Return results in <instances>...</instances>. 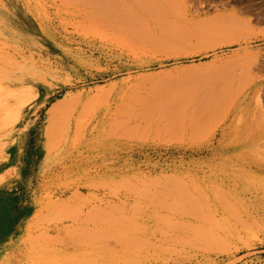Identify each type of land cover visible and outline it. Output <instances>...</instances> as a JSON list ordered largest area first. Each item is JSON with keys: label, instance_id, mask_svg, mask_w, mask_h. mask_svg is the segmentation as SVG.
Masks as SVG:
<instances>
[{"label": "rangeland", "instance_id": "374dc122", "mask_svg": "<svg viewBox=\"0 0 264 264\" xmlns=\"http://www.w3.org/2000/svg\"><path fill=\"white\" fill-rule=\"evenodd\" d=\"M15 213L0 264H264V0H0Z\"/></svg>", "mask_w": 264, "mask_h": 264}, {"label": "bare ground", "instance_id": "6f19581e", "mask_svg": "<svg viewBox=\"0 0 264 264\" xmlns=\"http://www.w3.org/2000/svg\"><path fill=\"white\" fill-rule=\"evenodd\" d=\"M138 9V8H137ZM124 10V9H123ZM236 89V88H235ZM232 86L221 90L220 93L217 95L212 96L209 100H206L200 104H197V106H193L194 109H192V112L194 116L199 120L204 115L212 112L216 107L219 105L228 103L229 99L235 94V90ZM243 89V88H242ZM241 90V89H240ZM178 105V104H177ZM194 105V104H192ZM191 106V108H193ZM173 106V105H172ZM167 109V108H166ZM186 109V108H185ZM171 110V109H170ZM172 111V110H171ZM173 112V111H172ZM189 119V118H188ZM197 120V121H198ZM69 121V120H68Z\"/></svg>", "mask_w": 264, "mask_h": 264}, {"label": "crops", "instance_id": "0c3cea01", "mask_svg": "<svg viewBox=\"0 0 264 264\" xmlns=\"http://www.w3.org/2000/svg\"><path fill=\"white\" fill-rule=\"evenodd\" d=\"M25 183H27V180H25ZM18 194H19V192L14 194V196H17ZM18 209L19 208L17 207V210ZM14 211H15V209H14ZM13 216H16V217L14 219H12V221L8 225V228L0 225V239L4 238L6 236H9V235H14L15 231H17L21 228L22 220L20 219V215L15 213ZM8 229H9V231L7 232Z\"/></svg>", "mask_w": 264, "mask_h": 264}]
</instances>
